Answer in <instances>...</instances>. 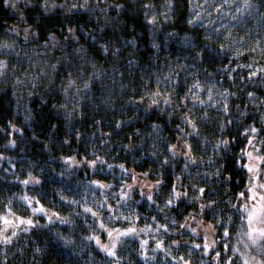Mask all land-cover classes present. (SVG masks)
I'll use <instances>...</instances> for the list:
<instances>
[{
	"label": "clouds",
	"instance_id": "obj_1",
	"mask_svg": "<svg viewBox=\"0 0 264 264\" xmlns=\"http://www.w3.org/2000/svg\"><path fill=\"white\" fill-rule=\"evenodd\" d=\"M0 12V264H264V0Z\"/></svg>",
	"mask_w": 264,
	"mask_h": 264
},
{
	"label": "snow or ice",
	"instance_id": "obj_2",
	"mask_svg": "<svg viewBox=\"0 0 264 264\" xmlns=\"http://www.w3.org/2000/svg\"><path fill=\"white\" fill-rule=\"evenodd\" d=\"M253 199H255V197L253 196ZM261 200H264V197L261 198ZM264 216V203L261 204H256L252 210L249 213V222L251 223L252 221H254L255 219H257L258 217ZM0 220L3 221V223L5 224H11L13 221L7 217H0ZM23 222V221H20ZM28 223H31V221L29 220ZM252 232L256 231L255 228L251 229ZM111 235V233H110Z\"/></svg>",
	"mask_w": 264,
	"mask_h": 264
},
{
	"label": "trees",
	"instance_id": "obj_3",
	"mask_svg": "<svg viewBox=\"0 0 264 264\" xmlns=\"http://www.w3.org/2000/svg\"><path fill=\"white\" fill-rule=\"evenodd\" d=\"M186 3H187V0H185V4ZM0 7H2V0H0ZM11 22H14L13 18L8 17V15L6 13L0 12V24L11 23ZM83 22H84L83 19H80L78 21V23H83ZM129 23H135V22L130 20ZM76 26H78V24ZM49 27H51V25H49ZM58 27H63V25H58ZM89 27H91V25H89ZM137 31H143V28L142 27H138ZM142 42H145V41H142ZM261 94L264 95V93H261ZM7 115H9V118H10V114H7ZM147 167H149V165L146 164L144 169H147ZM42 203H45V202L42 201ZM141 210L143 211V209H141ZM21 215H23V214L21 213ZM117 226H120L119 222H117Z\"/></svg>",
	"mask_w": 264,
	"mask_h": 264
},
{
	"label": "rangeland",
	"instance_id": "obj_4",
	"mask_svg": "<svg viewBox=\"0 0 264 264\" xmlns=\"http://www.w3.org/2000/svg\"><path fill=\"white\" fill-rule=\"evenodd\" d=\"M138 171H143V170H146V169H137ZM169 180H170V177H169ZM119 227V226H118ZM102 239H105L106 237L104 235L101 236Z\"/></svg>",
	"mask_w": 264,
	"mask_h": 264
}]
</instances>
